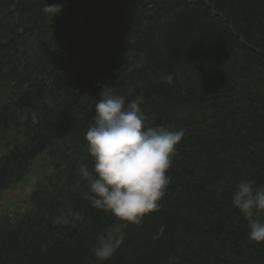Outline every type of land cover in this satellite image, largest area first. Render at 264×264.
I'll use <instances>...</instances> for the list:
<instances>
[{
	"label": "trees",
	"instance_id": "obj_1",
	"mask_svg": "<svg viewBox=\"0 0 264 264\" xmlns=\"http://www.w3.org/2000/svg\"><path fill=\"white\" fill-rule=\"evenodd\" d=\"M45 3L62 13L0 0V196L41 158L25 211L0 218V264H98V233L116 241L104 264H264L231 203L241 178L264 184V0ZM104 85L142 95L146 126L186 130L159 207L138 224L84 199Z\"/></svg>",
	"mask_w": 264,
	"mask_h": 264
},
{
	"label": "clouds",
	"instance_id": "obj_2",
	"mask_svg": "<svg viewBox=\"0 0 264 264\" xmlns=\"http://www.w3.org/2000/svg\"><path fill=\"white\" fill-rule=\"evenodd\" d=\"M62 10V3L49 5L43 0L41 11L51 21ZM145 63L141 54L136 67ZM160 80L171 84L173 77L162 73ZM135 92V87H130L127 96H133ZM99 96L93 122L85 133L93 168L89 171L82 165L79 169L88 188L84 199L93 208L103 210L121 222L138 224L145 214L159 207L158 201L171 183L167 172L176 146L186 130L164 125L146 126L142 95L128 100L125 95L104 85ZM32 122H38L35 112ZM231 203L247 223V239L264 243V184H257L248 177L241 178L232 192ZM56 222L68 225L70 220L66 216ZM115 249L116 241L108 233H98L91 246L98 264H104Z\"/></svg>",
	"mask_w": 264,
	"mask_h": 264
},
{
	"label": "rangeland",
	"instance_id": "obj_3",
	"mask_svg": "<svg viewBox=\"0 0 264 264\" xmlns=\"http://www.w3.org/2000/svg\"><path fill=\"white\" fill-rule=\"evenodd\" d=\"M37 168V169H36ZM39 174L38 163L31 171L30 176L16 186L4 191L0 196V218L13 219L16 214L22 213L28 206V199Z\"/></svg>",
	"mask_w": 264,
	"mask_h": 264
},
{
	"label": "bare ground",
	"instance_id": "obj_4",
	"mask_svg": "<svg viewBox=\"0 0 264 264\" xmlns=\"http://www.w3.org/2000/svg\"><path fill=\"white\" fill-rule=\"evenodd\" d=\"M33 160H35V162H34L32 168L30 169V171H32V170L34 169V167L37 165V163H38V168H40V166H41V158H40L39 155H38V156H35ZM36 169H37V168H36ZM30 173H31V172H29V173L27 174V176L25 177V179H26L27 177L30 176ZM37 181H39V174L37 175V180H36V182H37ZM21 182H22V181H21ZM21 182H20V183H21ZM36 182L33 184V186L36 185ZM37 183H38V182H37ZM18 184H19V183H18Z\"/></svg>",
	"mask_w": 264,
	"mask_h": 264
}]
</instances>
